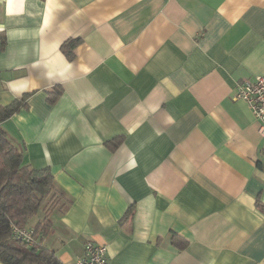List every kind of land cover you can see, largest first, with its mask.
Instances as JSON below:
<instances>
[{"label":"crops","instance_id":"1","mask_svg":"<svg viewBox=\"0 0 264 264\" xmlns=\"http://www.w3.org/2000/svg\"><path fill=\"white\" fill-rule=\"evenodd\" d=\"M260 74L264 0H0V106L29 94L2 127L68 198L42 243L63 264L89 240L110 264H264V134L235 98Z\"/></svg>","mask_w":264,"mask_h":264},{"label":"trees","instance_id":"2","mask_svg":"<svg viewBox=\"0 0 264 264\" xmlns=\"http://www.w3.org/2000/svg\"><path fill=\"white\" fill-rule=\"evenodd\" d=\"M79 39L71 38L62 44V50L69 59L75 56L74 48ZM62 93L55 87L50 93V102H55ZM29 94L0 106V261L3 264H63L55 251L42 241L50 231V215L57 207H63L68 198L56 183L50 167L35 168L24 162V155L9 138L2 123L25 106ZM117 143H111L115 149ZM264 169V163L257 161ZM62 200V201H61ZM257 206L264 210V202L258 196ZM132 210L130 209L129 212ZM38 216L37 221H30ZM32 226L35 241L28 244L14 236L13 226ZM175 236V243L184 247L188 241Z\"/></svg>","mask_w":264,"mask_h":264},{"label":"built area","instance_id":"3","mask_svg":"<svg viewBox=\"0 0 264 264\" xmlns=\"http://www.w3.org/2000/svg\"><path fill=\"white\" fill-rule=\"evenodd\" d=\"M235 98L245 100L253 114L261 121L259 131L264 134V75L260 74L253 81H244L237 85ZM14 236L28 244L35 241L32 226H13ZM76 264H110L108 246L105 243L89 240L85 244L84 253Z\"/></svg>","mask_w":264,"mask_h":264},{"label":"rangeland","instance_id":"4","mask_svg":"<svg viewBox=\"0 0 264 264\" xmlns=\"http://www.w3.org/2000/svg\"><path fill=\"white\" fill-rule=\"evenodd\" d=\"M62 201V200H61Z\"/></svg>","mask_w":264,"mask_h":264}]
</instances>
